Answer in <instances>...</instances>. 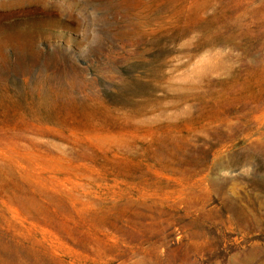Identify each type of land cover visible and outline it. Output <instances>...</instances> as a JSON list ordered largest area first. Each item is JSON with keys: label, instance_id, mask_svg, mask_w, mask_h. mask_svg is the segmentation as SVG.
<instances>
[{"label": "rangeland", "instance_id": "rangeland-1", "mask_svg": "<svg viewBox=\"0 0 264 264\" xmlns=\"http://www.w3.org/2000/svg\"><path fill=\"white\" fill-rule=\"evenodd\" d=\"M0 264H264V0H0Z\"/></svg>", "mask_w": 264, "mask_h": 264}]
</instances>
